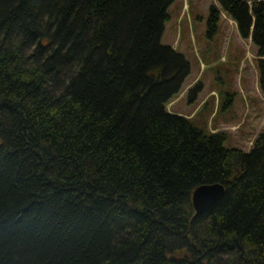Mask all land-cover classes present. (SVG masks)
Masks as SVG:
<instances>
[{"label": "trees", "instance_id": "1", "mask_svg": "<svg viewBox=\"0 0 264 264\" xmlns=\"http://www.w3.org/2000/svg\"><path fill=\"white\" fill-rule=\"evenodd\" d=\"M174 1L0 0V264H264V132L246 152L167 110ZM218 1L264 56V0Z\"/></svg>", "mask_w": 264, "mask_h": 264}, {"label": "rangeland", "instance_id": "2", "mask_svg": "<svg viewBox=\"0 0 264 264\" xmlns=\"http://www.w3.org/2000/svg\"><path fill=\"white\" fill-rule=\"evenodd\" d=\"M213 5H218L217 0H175L169 7L162 44L182 54L190 72L183 94L167 107L173 113L194 116L193 122L208 134L224 130L225 146L247 150L249 141L264 132L259 64L264 57L257 56L258 48L240 35L226 15L219 20L218 31L209 34ZM233 125L240 127L228 128Z\"/></svg>", "mask_w": 264, "mask_h": 264}, {"label": "water", "instance_id": "3", "mask_svg": "<svg viewBox=\"0 0 264 264\" xmlns=\"http://www.w3.org/2000/svg\"><path fill=\"white\" fill-rule=\"evenodd\" d=\"M225 194L222 184H205L197 187L193 193V206L196 216L214 206Z\"/></svg>", "mask_w": 264, "mask_h": 264}]
</instances>
